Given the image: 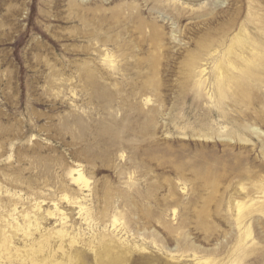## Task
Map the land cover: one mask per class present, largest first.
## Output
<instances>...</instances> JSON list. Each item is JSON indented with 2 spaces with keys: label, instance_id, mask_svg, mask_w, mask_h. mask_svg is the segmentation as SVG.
I'll return each instance as SVG.
<instances>
[{
  "label": "rangeland",
  "instance_id": "rangeland-1",
  "mask_svg": "<svg viewBox=\"0 0 264 264\" xmlns=\"http://www.w3.org/2000/svg\"><path fill=\"white\" fill-rule=\"evenodd\" d=\"M259 37L264 0H0L1 264H264Z\"/></svg>",
  "mask_w": 264,
  "mask_h": 264
},
{
  "label": "bare ground",
  "instance_id": "bare-ground-1",
  "mask_svg": "<svg viewBox=\"0 0 264 264\" xmlns=\"http://www.w3.org/2000/svg\"><path fill=\"white\" fill-rule=\"evenodd\" d=\"M259 41L262 44V46H256V52L253 53L247 60L245 63V70L244 73L247 75V77H249L250 79L253 80H258V81H263L264 80V37H259ZM218 87H219V92L220 94H223V88H224V83L225 80L224 78L220 77L218 80ZM70 175L73 177V179L75 181H81L82 179H84V175L83 172L80 169H72L70 171ZM77 203H79L78 201H75ZM244 206L243 202H238V207L239 210L242 209V207ZM17 208L14 207L12 212L10 213L11 217L13 218V222H10L9 225H11L12 227H14L15 230L18 231H23V233H25L26 236L31 237L33 235V231L31 229V226L33 225L32 221L30 220V217H26V220H24V223H20L18 221V217H17ZM79 213L80 215H88L89 213V209L87 207H85L84 205L80 204L79 207ZM64 219V224L66 223L65 221V217L62 218V220ZM85 220H88V217L85 218ZM241 217L238 216V221L239 223L241 222ZM38 223V222H37ZM40 226H37L36 229H39ZM57 237L60 240L61 244H60V248H63V241H65V239L68 237L69 233L66 231V229H59L57 232ZM244 235L245 238L244 239H250L252 237V230L251 228H246L244 231ZM69 247L70 250H75L73 248L74 244H78V243H84L89 247H92V243L85 241L84 239H81V241H79V238L75 235L70 237L69 240ZM49 242V237L44 239L41 242V249H43L45 247V245H47V243ZM9 243H11V237L10 235H6V236H1L0 237V247L2 245H6V249L9 248ZM3 256L2 251L0 250V264H1V257ZM236 264V263H234Z\"/></svg>",
  "mask_w": 264,
  "mask_h": 264
}]
</instances>
